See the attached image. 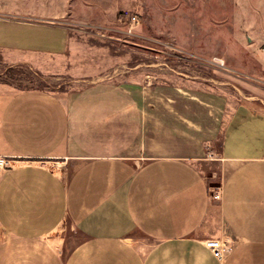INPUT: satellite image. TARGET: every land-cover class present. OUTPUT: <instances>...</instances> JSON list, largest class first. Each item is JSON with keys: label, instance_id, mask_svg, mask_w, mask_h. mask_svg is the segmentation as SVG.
Wrapping results in <instances>:
<instances>
[{"label": "crops", "instance_id": "0c3cea01", "mask_svg": "<svg viewBox=\"0 0 264 264\" xmlns=\"http://www.w3.org/2000/svg\"><path fill=\"white\" fill-rule=\"evenodd\" d=\"M70 35L59 22L0 16V63L59 54ZM256 100L110 81L66 99L0 94V158L9 162L0 264H264V97ZM220 132L216 155L204 158ZM154 146L162 154L148 156ZM68 229L81 236L70 250ZM208 239L230 241L223 260Z\"/></svg>", "mask_w": 264, "mask_h": 264}, {"label": "rangeland", "instance_id": "374dc122", "mask_svg": "<svg viewBox=\"0 0 264 264\" xmlns=\"http://www.w3.org/2000/svg\"><path fill=\"white\" fill-rule=\"evenodd\" d=\"M124 11L138 23L121 22ZM0 16L71 28L59 54L0 63V94L39 89L66 99L110 81L211 91L235 105L264 97V0H0ZM221 139L205 145L204 158ZM205 173L213 196L222 183L217 164ZM64 236L68 250L81 239L69 229Z\"/></svg>", "mask_w": 264, "mask_h": 264}, {"label": "built area", "instance_id": "2783aa9c", "mask_svg": "<svg viewBox=\"0 0 264 264\" xmlns=\"http://www.w3.org/2000/svg\"><path fill=\"white\" fill-rule=\"evenodd\" d=\"M120 21L125 23L137 24V16L132 14L130 11H124L120 16ZM9 167V162L5 158H0V172ZM213 199H221V188L213 194ZM205 245L209 248L213 254L219 259L223 260L227 253L230 251V241L228 239H208L205 241Z\"/></svg>", "mask_w": 264, "mask_h": 264}]
</instances>
